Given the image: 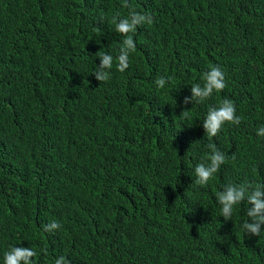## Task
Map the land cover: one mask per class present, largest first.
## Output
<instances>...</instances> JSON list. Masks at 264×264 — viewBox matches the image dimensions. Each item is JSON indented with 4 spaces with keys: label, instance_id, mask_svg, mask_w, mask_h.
<instances>
[{
    "label": "trees",
    "instance_id": "obj_1",
    "mask_svg": "<svg viewBox=\"0 0 264 264\" xmlns=\"http://www.w3.org/2000/svg\"><path fill=\"white\" fill-rule=\"evenodd\" d=\"M126 3L154 22L121 73ZM211 66L226 88L180 118ZM224 98L242 122L210 141L203 121ZM261 127L264 0H0V264L11 246L33 248L34 264H264L247 205L225 221L216 200L230 182L264 184ZM209 142L227 159L201 187Z\"/></svg>",
    "mask_w": 264,
    "mask_h": 264
},
{
    "label": "clouds",
    "instance_id": "obj_2",
    "mask_svg": "<svg viewBox=\"0 0 264 264\" xmlns=\"http://www.w3.org/2000/svg\"><path fill=\"white\" fill-rule=\"evenodd\" d=\"M129 8L127 16L120 18L115 22L116 32L122 36L120 42L119 55L116 57L118 64L117 70L121 73L130 67V56L136 50V43L133 34L138 27L145 24L151 25L153 16L150 13H139L136 9L126 3ZM101 61L100 65L95 68L92 75L100 83L107 82L110 78V70L113 67V56L105 53L103 50L96 53ZM201 79L203 85L197 83L191 86V96L184 98L185 110L181 113L180 118L187 119L191 110L187 109L188 104H204L214 93H221L226 88L225 75L219 66H211L210 70L202 73ZM168 83V79L160 76L155 80L158 88L163 89ZM242 117L236 114L235 102L231 99L224 98L217 107H210L206 118L203 121V128L206 138L211 141L222 131L223 127L228 125L239 126ZM257 135L264 137V127L257 130ZM207 147L210 149L209 154L195 168L196 179L194 184L206 187L213 176L219 172L221 166L225 163L227 157L224 152L219 150L215 143L209 142ZM235 159V155H232ZM217 203L221 208V216L225 221H231L236 206L246 204L245 215L248 219L242 223V229L247 235L257 237L264 236L262 227H264V184L250 183L245 180L243 183H228L223 186V190L216 194ZM62 225L53 220L43 226L47 233H54L60 230ZM42 251L46 252V250ZM37 252L33 248L11 246L3 257V264H34L33 258ZM54 264H71L64 256L58 257Z\"/></svg>",
    "mask_w": 264,
    "mask_h": 264
}]
</instances>
